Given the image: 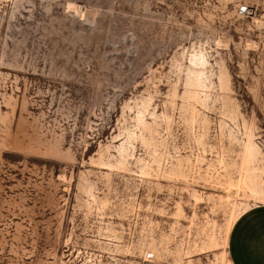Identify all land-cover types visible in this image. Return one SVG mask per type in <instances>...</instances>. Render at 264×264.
<instances>
[{
    "label": "rangeland",
    "instance_id": "374dc122",
    "mask_svg": "<svg viewBox=\"0 0 264 264\" xmlns=\"http://www.w3.org/2000/svg\"><path fill=\"white\" fill-rule=\"evenodd\" d=\"M252 190L264 0H0V264H231Z\"/></svg>",
    "mask_w": 264,
    "mask_h": 264
},
{
    "label": "crops",
    "instance_id": "0c3cea01",
    "mask_svg": "<svg viewBox=\"0 0 264 264\" xmlns=\"http://www.w3.org/2000/svg\"><path fill=\"white\" fill-rule=\"evenodd\" d=\"M226 254L231 264H264V202L244 207L232 219Z\"/></svg>",
    "mask_w": 264,
    "mask_h": 264
},
{
    "label": "bare ground",
    "instance_id": "6f19581e",
    "mask_svg": "<svg viewBox=\"0 0 264 264\" xmlns=\"http://www.w3.org/2000/svg\"><path fill=\"white\" fill-rule=\"evenodd\" d=\"M199 61L201 60V59H198ZM198 60H196V61H198ZM197 63V62H196ZM201 63V62H200ZM199 66V65H198ZM246 158H247V160H250V159H253L254 157H255V155H256V150H255V148L254 147H252V146H250L248 149H247V152H246ZM253 191V194L257 197V196H259V199H261V200H263L264 201V194H262V195H259V193H258V191H256V190H252Z\"/></svg>",
    "mask_w": 264,
    "mask_h": 264
}]
</instances>
